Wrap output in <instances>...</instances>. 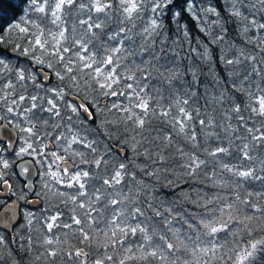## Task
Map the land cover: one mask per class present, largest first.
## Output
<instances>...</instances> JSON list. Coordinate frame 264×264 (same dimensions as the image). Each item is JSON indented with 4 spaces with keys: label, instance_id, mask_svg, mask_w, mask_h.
<instances>
[{
    "label": "snow or ice",
    "instance_id": "snow-or-ice-1",
    "mask_svg": "<svg viewBox=\"0 0 264 264\" xmlns=\"http://www.w3.org/2000/svg\"><path fill=\"white\" fill-rule=\"evenodd\" d=\"M4 3L0 231L22 227L31 264H264V36L229 57L219 5L197 0H8L11 18ZM17 142L43 169L36 200L8 179Z\"/></svg>",
    "mask_w": 264,
    "mask_h": 264
},
{
    "label": "trees",
    "instance_id": "trees-1",
    "mask_svg": "<svg viewBox=\"0 0 264 264\" xmlns=\"http://www.w3.org/2000/svg\"><path fill=\"white\" fill-rule=\"evenodd\" d=\"M8 0H5V3L3 5V11L4 14L7 15L9 18L12 16V9L7 6ZM13 2H17V0H13ZM198 3H200L201 7L212 5L216 6L217 4L219 7L217 10L221 13V23L223 24V27H226L228 29L227 35L225 37L227 44L221 43L220 47L225 48L226 50L230 45H235V49L228 51V56L232 57L234 55V52L239 49H243L245 51V54H256L259 49L256 47V44L254 43L259 36H264V30H257L256 28H253L251 25H248L250 28V31L243 32V27L245 24H247V21H240L237 20L235 17H232L229 13V5L227 0H197ZM252 0H245V4L247 7H241V11L249 17V20L255 19L258 22H264V11H260V5L256 4L255 8L251 7ZM217 18L215 16H206L201 21V24L203 25L205 21L207 22V29L212 32L214 35L216 32L220 31V28L216 25H213L211 22L213 20H216ZM224 21H227V23H224ZM190 27L193 28L194 33L196 32V23L195 21H189ZM203 36V34H200ZM205 40L209 39V37H203ZM248 40H251L253 42H246ZM214 51H219V48L216 46H213ZM264 55V54H262ZM198 62V61H197ZM186 63V62H185ZM231 67V66H229ZM245 67L244 64L240 65V68L243 69ZM245 72H241V76L245 75ZM221 75H224L223 72H221ZM256 82H259L260 78L255 77ZM211 84V81H209ZM261 156H264V153L258 155V159L261 158ZM248 163L247 161L245 162ZM258 168V163H257ZM261 175H264V173H259ZM225 179H228L231 181L233 178L230 177L228 174H225ZM261 181L258 180H249L245 181L243 186L236 189V191L239 192L240 196L243 198L246 196L248 191H260L261 190ZM229 194H233L231 189L227 190ZM254 203H258L260 206H264V197H262L259 200H256L255 198H252ZM53 203L57 202L55 199L52 201ZM254 223H256L254 221ZM257 227H259V224H257ZM23 232V230H21ZM0 235H4L5 240L9 243L6 246L0 247V255H2V259H0V264H31L34 255L35 250L32 253H28L26 250L21 249L19 247V243H15V248H12V244L10 242V238L7 233H1ZM16 236V233L15 235ZM11 253V254H9Z\"/></svg>",
    "mask_w": 264,
    "mask_h": 264
},
{
    "label": "flooded vegetation",
    "instance_id": "flooded-vegetation-1",
    "mask_svg": "<svg viewBox=\"0 0 264 264\" xmlns=\"http://www.w3.org/2000/svg\"><path fill=\"white\" fill-rule=\"evenodd\" d=\"M18 135H22V134L14 133V141H16ZM20 146H21V143H19V142L14 143V146L12 149H8L2 153L3 158L8 159L9 163H10V168L8 170H6L9 174L8 179L14 185V188H15L17 193H20L21 191H23L29 199L36 200L37 197L35 195H33V193L44 191V189L41 187L43 181L40 179V177L38 175V173L41 172L43 169L41 168V166L39 164H36L35 161H33L32 157H30V156H24L22 158L16 157L15 151H18ZM5 148H7V144H5ZM24 161L31 162L34 169H35V172H36V176L32 182L34 184L32 193H28L25 190V187H24L25 183L23 182V180L19 176V174H24L22 172V169L25 167H21L20 169H18L17 167L21 162H24ZM46 200H47V198H45V201ZM24 207L25 208H31L29 205H24ZM21 230H23L22 227L20 229H17L16 231L11 230V235L8 234L13 249L15 248L16 242H13L12 238L15 237L14 235L17 231L21 232ZM0 232L1 233H8L6 231H0Z\"/></svg>",
    "mask_w": 264,
    "mask_h": 264
},
{
    "label": "water",
    "instance_id": "water-1",
    "mask_svg": "<svg viewBox=\"0 0 264 264\" xmlns=\"http://www.w3.org/2000/svg\"><path fill=\"white\" fill-rule=\"evenodd\" d=\"M12 135H13V140H14V133ZM21 167H28L29 172L31 173V176L26 175V174H19L20 178L23 180L24 183H32L35 176H36V172H35V169H34L32 163L29 161L21 162L17 168L20 169ZM25 190L28 193H32L33 188H31V189L25 188ZM0 194L7 195V193L3 189H0ZM29 206L32 207L31 205H29ZM6 232H8L7 234H9V232H11V229H9V231H6Z\"/></svg>",
    "mask_w": 264,
    "mask_h": 264
}]
</instances>
